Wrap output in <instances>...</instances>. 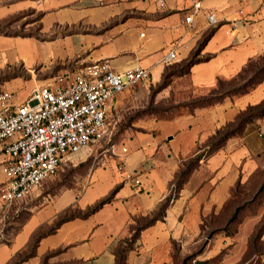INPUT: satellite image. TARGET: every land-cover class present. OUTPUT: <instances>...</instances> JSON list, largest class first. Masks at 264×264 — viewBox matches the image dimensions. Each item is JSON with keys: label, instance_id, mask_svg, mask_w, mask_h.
<instances>
[{"label": "crops", "instance_id": "0c3cea01", "mask_svg": "<svg viewBox=\"0 0 264 264\" xmlns=\"http://www.w3.org/2000/svg\"><path fill=\"white\" fill-rule=\"evenodd\" d=\"M200 3L201 10L187 27L184 17L191 0H167L163 10L154 0H0V23L37 26L31 36L0 35V92L13 93L22 103L34 88L54 82L64 87L81 67L98 61H108L120 74L135 66L148 69V82L154 86L162 80L161 60L169 48L175 49V65L185 63L211 32L199 51L203 61L173 76L168 86L187 96L208 93L218 80L235 78L249 61L263 55L264 0ZM205 11L215 13L216 27L208 26ZM262 87L189 113L125 123L124 146L111 151L114 130L123 121L126 105L134 102L135 91L115 96L106 112L110 143L98 146L99 152L84 147L70 155L67 165L76 174L71 185L54 193L42 184L21 203L0 205V264H114L115 250L130 240L135 227L155 217L175 176L202 154L163 215L130 243L125 264H172L177 251H193L203 219L220 215L235 185L264 171V119L205 152L218 130L261 100ZM7 143L0 145V186L5 182L1 166L7 160ZM121 161L139 186L117 170ZM109 196L101 208L81 216ZM214 237L202 255L226 244L224 236Z\"/></svg>", "mask_w": 264, "mask_h": 264}, {"label": "built area", "instance_id": "2783aa9c", "mask_svg": "<svg viewBox=\"0 0 264 264\" xmlns=\"http://www.w3.org/2000/svg\"><path fill=\"white\" fill-rule=\"evenodd\" d=\"M166 1L154 0L160 10L165 8ZM200 10V0H191L190 11L184 17L187 27ZM204 14L208 26L216 27L215 13ZM176 60L175 49L171 47L161 63L167 67ZM149 78L148 69L135 66L120 74L111 69L108 61H98L81 67L64 87L54 82L34 88L22 103L13 93L0 92V145L8 142L3 146L7 160L1 166L5 177L0 186L1 207L29 199L80 149L110 143L112 134L106 122L109 102ZM109 149L114 150L113 143ZM117 170L134 186L140 185L134 173L125 170L122 161Z\"/></svg>", "mask_w": 264, "mask_h": 264}, {"label": "rangeland", "instance_id": "374dc122", "mask_svg": "<svg viewBox=\"0 0 264 264\" xmlns=\"http://www.w3.org/2000/svg\"><path fill=\"white\" fill-rule=\"evenodd\" d=\"M20 25L19 22L15 21L3 22L0 23V31L10 35L36 34L34 30L37 27L36 25L27 29L21 28ZM183 65L184 63L177 65L172 64L171 66L165 67V70L168 73L178 72L182 70ZM180 75L183 74H174L170 76L167 80V84L164 86L162 78L157 85L153 86L150 85L149 82H145L123 91L126 92L133 89L135 91V94L132 96L134 102L126 105L122 113L123 121L121 125H118L114 130L115 151H118V149L124 146L123 143V145L121 144V135L125 130H128V127L124 128L121 126L125 125V123L129 126L130 123L143 120L145 117L169 118L178 114L189 113L192 112L193 102L205 95L209 96V92L201 96H187L186 91H169L168 86L173 76ZM262 77L263 80L258 83L257 78ZM261 85H263L261 88L263 92L261 100L256 104L248 105L243 111L236 114L234 122L227 124L226 130L222 133L235 130L239 116L245 114L250 106L258 105L264 101V55L253 59L248 67L241 73L239 78L230 84H224L222 90L228 91L225 98L234 100L240 96L243 97L253 93L256 89H259ZM210 142L212 144L213 140ZM211 150H213V148L209 145V148L205 149V152ZM96 151L99 152L100 149H97V147L92 148V152ZM188 166L189 161L184 164L182 169ZM75 176L74 169L69 165H65L61 166L51 178L42 184L46 186V189H50L51 192L55 193L71 185ZM238 207L242 210H238L235 218L237 222L230 223L229 221L232 218L233 212ZM249 218L251 219L250 222L247 221ZM6 220L8 221V219ZM263 222L264 171L260 170L257 176L242 184L241 188L239 187L233 195L231 193L226 207L223 209L222 213L220 212V215L203 219L200 225V240L196 248L184 255H179L177 251L173 256L172 264H264V240L257 238L258 231ZM225 228L227 229L225 230ZM226 232H231V236H226ZM216 235L224 236L227 239L226 244L222 243V246L216 248L211 255H202V253L206 251L207 244L211 243ZM208 240L210 241L207 242Z\"/></svg>", "mask_w": 264, "mask_h": 264}, {"label": "trees", "instance_id": "16d2710c", "mask_svg": "<svg viewBox=\"0 0 264 264\" xmlns=\"http://www.w3.org/2000/svg\"><path fill=\"white\" fill-rule=\"evenodd\" d=\"M211 32L209 34H207L206 36L203 37V39L198 43L197 48L195 49V51L191 54V56L189 57V59L184 63V65L182 66V70L178 71V72H166V70L164 71L163 74V86L165 84H167V80L170 76L174 75V74H184L187 72V70L189 69V67H191L193 64L203 61L202 58H199V51L201 50L202 46L204 45V43L207 41V39L209 38ZM0 35H5V36H31L32 34H27V35H10L7 34L5 32L0 31ZM264 55V53H263ZM251 63V61H249L246 66L242 69V71L233 79L228 80V81H222V80H218L217 84L215 86V88H213L211 91H209V96L205 95L201 98H198V100H196L195 102L192 103V110L196 109V108H203V107H209L212 106L216 103L221 102L225 96L227 95L226 93L228 91L222 90L224 84H230L231 82L235 81L237 78H239V76L241 75V73L248 67V65ZM263 80L262 78H257V82L260 83ZM229 90V89H228ZM264 119V101L261 102L258 105L255 106H250L247 110L245 114H241L237 120L236 123V129L231 131V132H225L222 133L223 131L226 130V127H223L221 130H218L215 135L212 137L211 140H213V143L211 144V140L209 141L210 143L207 144V147L209 148V145H211V147L213 148V150L208 151L207 153H210L214 150H216L219 146H221L228 138L234 136V135H240L243 133L245 127L247 124L256 121V120H262ZM202 156V154H198L196 155L193 159H191L189 161V166L186 167L185 169H181L179 171V173L175 176L174 182H173V187L170 191V193L168 194V196L166 197V199L164 200L163 203H161V205L159 206L157 212L155 213V217H152L151 219L146 220L144 223L138 225L137 227L134 228L133 234L130 238L129 241H125L124 245H120L116 250H115V263L114 264H125V259H126V252L129 249L130 243H132L139 231L144 228L145 226L150 225L155 219H157L158 217H160L161 215H163L164 209L167 207L168 203L174 199V197L177 194V191L181 188V186L183 185V183L186 181V179L188 178V176L190 175V173L196 168L197 166V162L200 159V157ZM263 184V183H262ZM242 185L236 184L235 187L233 188L232 191V195L234 192H236L239 187L241 188ZM110 200V196L106 197L102 200H100L99 202H97L96 204H94L91 208H89L83 215V217L95 212L96 210H98L99 208H101V206H103L105 203H107ZM227 204V203H226ZM225 206L222 208V210L220 211L221 213L223 212V209L226 207ZM238 210H242L236 208L235 211L233 212L232 218L230 219V223L233 222H237V220H235L236 215L238 213ZM227 228H225L226 230ZM219 232V231H218ZM231 232L229 233H225L226 236H231ZM264 234V222L262 223V226L260 228V230L258 231V239L262 237V235Z\"/></svg>", "mask_w": 264, "mask_h": 264}]
</instances>
